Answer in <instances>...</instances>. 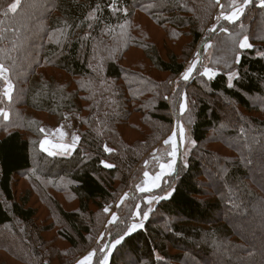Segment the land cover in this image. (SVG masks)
Returning <instances> with one entry per match:
<instances>
[{"label": "trees", "instance_id": "16d2710c", "mask_svg": "<svg viewBox=\"0 0 264 264\" xmlns=\"http://www.w3.org/2000/svg\"><path fill=\"white\" fill-rule=\"evenodd\" d=\"M251 1L229 24L216 0H20L14 13L16 0H0V65L12 84L7 98L0 79V264H74L97 249L105 209L123 192L109 240L124 239L108 264H264V7ZM245 37L252 47L240 49ZM207 40L215 78L197 70L172 87ZM66 114L78 118L79 142L50 156L41 129ZM175 118L194 147L163 181L170 198L124 235L149 196L134 193L132 177ZM214 244L227 259L214 260ZM103 257L98 248L92 264Z\"/></svg>", "mask_w": 264, "mask_h": 264}, {"label": "rangeland", "instance_id": "374dc122", "mask_svg": "<svg viewBox=\"0 0 264 264\" xmlns=\"http://www.w3.org/2000/svg\"><path fill=\"white\" fill-rule=\"evenodd\" d=\"M225 1L229 5V12H226V13L222 12L223 9L225 11V7L223 8ZM251 2H252L251 0H247V2H246V0H219V3H217V0H216L217 10L221 11L220 17L222 18V20H224V22H227L229 24L236 23L238 20H240V18L243 14L240 15L239 19H237L235 22H230L229 20L225 19L224 17L230 15L232 12L236 11V9H242V11L244 13L246 8H248L250 6ZM250 18H251V16H249V19ZM213 28H214V26L211 28V30ZM217 29H215V30L217 31ZM215 42H216V40H215ZM213 48H214V41L213 40H207L205 42V44H203L200 48L198 47L196 49V52L193 54V56H191L188 59L182 75L178 79L170 82L172 87L177 86L179 83L187 82V81L183 80V78H182L183 74L188 70L190 65H192L193 63H195L197 61H199V62L196 63V70L193 72L191 78L193 77V75L195 74V72L197 70H200V72L202 73L205 69H211L213 71V73H215V75H216L217 71L215 69L208 67V62H209L211 55H212V52L214 50ZM234 74H236V73L232 72L228 75L229 82L232 81L233 78L230 79V77H233ZM162 77L166 78L163 75H162ZM205 78L207 79V77H205ZM1 80L4 82V90L6 88H8L9 84L12 86V84L9 80L7 71L4 73V77ZM6 81H7V83H6ZM11 91H12V87H11L10 92ZM5 97L8 98V96H6V95H5ZM214 102L217 105H219V104L221 105V103H222L220 99H215ZM182 103H184L183 100H182L181 104ZM177 113H178L177 115L179 117L182 116V114L180 112V107H179ZM77 124H78V118L75 114H66L64 117V120L62 122V125H60L59 127L52 128L48 124H46L42 127V129H43L42 132L44 134V138L42 139L41 143L43 141L47 140L48 144L45 145V148H47L49 151L55 153L54 155H50V156H67V155H69V153L72 152V150H71V151L65 153L61 150V148L59 146L60 145H66V146L72 145L73 137H76L75 131L77 129ZM181 125H183V128H184L183 139H181L180 134H179V127ZM168 130H170V131H169V135L167 136V138L163 142H161V144L159 146H157V148L150 154V156L147 158L146 161L142 162L141 166H139L138 171H136V173L132 177V180H134L135 182L137 181V178L139 179V182H137V184L134 187H132L135 191L134 193H136L138 195L141 193H146V194H149V196L145 197L143 199V201L137 202L135 209H134L133 220L131 222V225L133 223L143 224L145 221L144 219H142L143 213L146 211H149V209L152 210L154 208L155 204L159 201L158 197H160L161 195H167L168 193H170V189H169L170 186L169 185L164 190L162 189V187L165 185V182L163 185V181L165 179L169 178L171 175H166V174L162 175L161 165H165V171H167V165L172 163L173 160H175L174 169H176L178 162H180L181 164L186 163V160H187L189 154L191 153V151L194 147V144H193L192 139H191L190 129L188 127L187 122L184 119L181 120L179 118H175L174 125L172 127H169ZM220 130H221V132L225 131V129H222V128ZM61 133H63V135H61ZM173 133L176 134L174 137H173ZM170 138L172 140H174V143H165L166 141H169ZM173 147H175V149H176V156L175 157H173L171 155ZM42 151L49 155V151H45L43 149H42ZM252 152H253V150H252ZM254 154H255V152H254ZM250 155H251V150L249 149L247 151V156H250ZM145 173H147L148 175L145 176ZM157 176L161 177V179L158 181L159 187L154 188L152 191H149V192L139 191V187L145 186L146 184H150L151 181H153L155 179V177H157ZM227 195L229 196V193H227ZM148 200H152L153 203H151L149 205L147 203ZM128 204H129L128 194H127V192H123L122 194H120L118 196L117 200L113 204H111L110 207L107 208L108 209V211H107L108 222H106V225H105L106 228L103 231V233L97 238V242H96L97 249L96 250L92 249L88 253H86L85 255L80 256L74 264H80L81 261L85 260L89 256V254L95 255V252L98 250V248L104 254L103 258L107 259V261H109L111 251L113 250L112 245L115 243V241L110 242V240H109V231H110L109 227H110V225L113 224L112 223L113 217L115 216L118 219V216H119L118 213L119 212L122 213L124 211V208ZM228 204H229V206H231L232 209L237 206L236 202L232 201L231 198H229ZM63 206L66 210L70 211V210L76 208L77 204H76V202H74V203L72 202L70 204L63 205ZM46 208H45V213H46V215L50 216V211L47 210ZM138 213L140 214V218H138ZM138 229H141V228H138ZM167 229H168V227H167ZM200 244H202L201 246H207L208 243L206 241H204V239H201ZM56 245H58V248L62 251H66L68 249V245L66 243L62 242L61 240L57 241ZM208 246H210V248L212 249V255L214 257V260L221 262V260L223 258H226V259L228 258V257H226L227 253L225 252V247L223 245L214 244V245H208ZM94 255H92L91 264L93 262ZM104 259H103V261H104ZM103 261L101 264H103ZM43 264H49V263L44 262Z\"/></svg>", "mask_w": 264, "mask_h": 264}, {"label": "snow or ice", "instance_id": "6c2138e0", "mask_svg": "<svg viewBox=\"0 0 264 264\" xmlns=\"http://www.w3.org/2000/svg\"><path fill=\"white\" fill-rule=\"evenodd\" d=\"M19 2L20 0H16L15 3H12L10 5V7L7 9V11H10V12H16L17 10V7L19 6ZM247 2V0H246ZM217 3H219V0H217ZM260 7H264V0H262L261 4H260ZM243 14V11L242 9H236V11L232 12L230 15L228 16H225L224 18L229 20L230 22H235L237 19H239V16ZM213 31H215V29H212ZM252 45L249 43L248 41V38L245 37L243 39V41H241L239 43V48L240 49H248V48H251ZM199 61L193 63L192 65L189 66L188 70L183 74V80L184 81H188L193 72L196 70V63H198ZM236 62L239 63V57L236 58ZM6 72V69H4V67L2 65H0V79H2L4 77V73ZM201 75L207 77L208 80H212L215 78V73H213V71L211 69H205ZM232 78H238V75L234 74L233 77H230V79ZM7 83V81H6ZM230 87L232 86L231 84L229 85ZM11 85L9 84L8 88L5 89V95L8 96L9 98H11ZM186 99V98H185ZM186 107H187V104L186 102L185 103H182L180 105V112L181 114H183L186 110ZM6 118V117H5ZM41 131H43V129H41ZM179 134H180V137L181 139H183L184 137V128H183V125H181L179 127ZM61 135H63V133H61ZM176 134L173 133V137L175 136ZM79 142V137L76 136V137H73V142H72V145L71 146H66V145H60L59 147L61 148V150L65 153L71 151L74 149L75 145ZM165 143H174V140H172L170 138L169 141H166ZM48 144V141L45 140L41 143V148L45 151H49L47 148H45V145ZM104 151L105 152H111L112 150L110 148H108L107 146L104 147ZM55 153L49 151V155H54ZM171 155L173 157L176 156V149L175 147H173V150H172V153ZM101 164L103 165L104 168H108V169H111L114 167V165L112 163H108V162H105V161H101ZM174 165H175V160L172 161V163L168 164L167 165V171H165V165H161V170H162V175L166 174V175H172V173L174 172ZM148 174L145 173V176H147ZM161 179L160 176H157L155 177V179L153 181H151L150 184H146L145 186H142V187H139V191L141 192H149V191H152L154 188H157L159 187V183L158 181ZM171 196V193H168L167 195H161L160 197H158V200H163V199H168L170 198ZM147 203L150 205L151 203H153L152 200H148ZM105 211H108V209H105ZM151 211V209H149V211H146L143 213L142 215V219L146 220L148 219V216H149V212ZM138 218H140V214L138 213ZM116 217L114 216L113 217V220H112V223H115L116 221ZM143 227V224H139V223H133L131 226H130V229L124 234V235H130L132 232L136 231L138 228H142ZM124 239V236L122 235L120 238L116 239L115 240V243L112 245V248H116L117 245H119L122 240ZM92 255L94 254H89V256L80 262V264H91V260H92ZM103 264H108V261L107 259H104L103 261Z\"/></svg>", "mask_w": 264, "mask_h": 264}]
</instances>
